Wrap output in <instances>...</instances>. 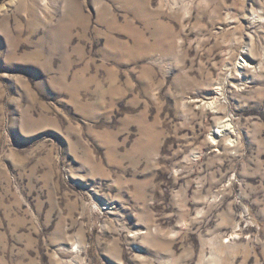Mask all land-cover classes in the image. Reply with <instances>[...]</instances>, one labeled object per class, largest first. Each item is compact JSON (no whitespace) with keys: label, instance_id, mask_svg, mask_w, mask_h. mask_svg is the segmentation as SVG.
<instances>
[{"label":"rangeland","instance_id":"374dc122","mask_svg":"<svg viewBox=\"0 0 264 264\" xmlns=\"http://www.w3.org/2000/svg\"><path fill=\"white\" fill-rule=\"evenodd\" d=\"M131 1L0 0V264H264V0Z\"/></svg>","mask_w":264,"mask_h":264},{"label":"bare ground","instance_id":"6f19581e","mask_svg":"<svg viewBox=\"0 0 264 264\" xmlns=\"http://www.w3.org/2000/svg\"><path fill=\"white\" fill-rule=\"evenodd\" d=\"M131 1V0H130ZM132 2V1H131ZM136 1H134V3H135ZM141 4V3H140ZM125 5V4H124ZM127 6V5H126ZM132 7V6H131ZM141 7H143L142 5H141ZM144 8V7H143ZM131 9V8H130ZM146 9V8H145ZM140 12V11H139ZM139 18H140V16H139ZM159 24V23H158ZM134 27V26H133ZM156 28V27H155ZM156 30V29H155ZM135 31V30H134ZM141 35V34H140ZM135 36V35H134ZM137 36H139L138 34L136 35V37ZM134 42V41H133ZM157 43V42H156ZM128 44V43H127ZM244 67H245V65H243Z\"/></svg>","mask_w":264,"mask_h":264}]
</instances>
